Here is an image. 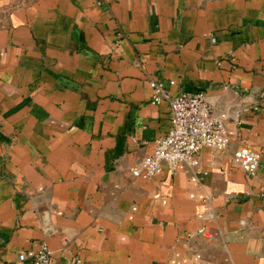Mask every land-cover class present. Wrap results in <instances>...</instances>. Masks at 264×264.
Returning <instances> with one entry per match:
<instances>
[{
  "label": "crops",
  "instance_id": "crops-1",
  "mask_svg": "<svg viewBox=\"0 0 264 264\" xmlns=\"http://www.w3.org/2000/svg\"><path fill=\"white\" fill-rule=\"evenodd\" d=\"M198 91L229 113L226 150L199 153L198 183L135 178ZM43 245L52 264H264V0H0V264Z\"/></svg>",
  "mask_w": 264,
  "mask_h": 264
},
{
  "label": "built area",
  "instance_id": "built-area-1",
  "mask_svg": "<svg viewBox=\"0 0 264 264\" xmlns=\"http://www.w3.org/2000/svg\"><path fill=\"white\" fill-rule=\"evenodd\" d=\"M150 87L152 104H160L167 96L164 84L152 80ZM169 119V131L156 141L153 153L141 159L131 173L135 178L152 179L163 167L176 173L187 166L192 170L191 181L198 183L201 176L207 175L200 168L199 153L204 149L223 152L228 146L226 124L229 113L212 105L201 91L181 92L170 101ZM233 161L249 177L255 175L259 166L257 153L250 148L237 149ZM53 255V251L43 245L31 257L18 254L15 263L52 264Z\"/></svg>",
  "mask_w": 264,
  "mask_h": 264
}]
</instances>
